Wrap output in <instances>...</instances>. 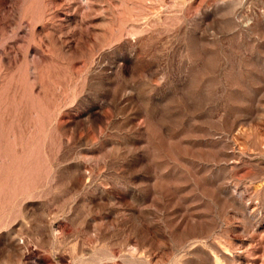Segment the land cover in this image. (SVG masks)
<instances>
[{
  "label": "rangeland",
  "instance_id": "obj_1",
  "mask_svg": "<svg viewBox=\"0 0 264 264\" xmlns=\"http://www.w3.org/2000/svg\"><path fill=\"white\" fill-rule=\"evenodd\" d=\"M0 264H264V0H0Z\"/></svg>",
  "mask_w": 264,
  "mask_h": 264
}]
</instances>
